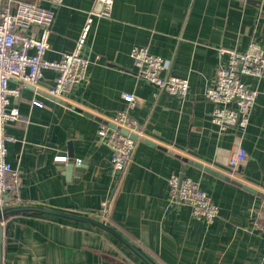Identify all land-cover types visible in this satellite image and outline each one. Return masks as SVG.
I'll list each match as a JSON object with an SVG mask.
<instances>
[{
  "label": "crops",
  "instance_id": "crops-1",
  "mask_svg": "<svg viewBox=\"0 0 264 264\" xmlns=\"http://www.w3.org/2000/svg\"><path fill=\"white\" fill-rule=\"evenodd\" d=\"M94 4L64 0L56 8L47 58L73 50ZM252 40L264 44V0H115L112 16L92 23L84 50L92 64L83 84L55 98L47 92L53 70H44L34 88L10 80L20 87L11 100L21 118L7 125L17 138L8 143V160L21 182L6 207L40 205L100 219L102 202L111 198L108 224L157 264H264V233L254 227L264 199V75L243 76L259 90L244 132L220 130L205 96L216 79L218 48L245 51ZM134 46H148L167 60L166 73L188 78V95L182 100L140 78L130 56ZM126 91L136 95L129 112L143 139L119 175L98 131L127 109ZM239 145L248 155L235 167ZM57 155L68 159L56 161ZM173 173L200 182L218 204L212 224L171 202ZM0 226V264H146L90 224L28 212Z\"/></svg>",
  "mask_w": 264,
  "mask_h": 264
},
{
  "label": "built area",
  "instance_id": "built-area-1",
  "mask_svg": "<svg viewBox=\"0 0 264 264\" xmlns=\"http://www.w3.org/2000/svg\"><path fill=\"white\" fill-rule=\"evenodd\" d=\"M48 1L50 6H43L37 0H0V210L10 203V194L13 195L21 182L19 170L8 160V143L16 141L17 138L7 132V125L21 118L19 108L11 100L19 94L20 87L12 88L10 80L15 79L21 85L36 86L44 70H53L56 77L47 92L55 98H61L74 87L83 84L92 64L90 58L84 54L92 23L94 18L112 16L115 0H95L75 47L62 54L58 60L47 58L46 52L56 8L64 0ZM34 25L39 26L38 35L32 33ZM218 51L221 58L216 79L205 91L206 98L214 105L212 122L222 131L235 128L244 132L259 90L245 83L243 76L257 79L263 77L264 44L252 40L245 51L228 47H219ZM130 56L140 78L182 100L188 95L189 79L166 73L169 68L167 60L152 53L148 46H134ZM122 97L128 104L127 109L118 111L109 121L101 122L98 131L100 140L111 148L112 165L119 175L131 163L138 141L122 133L121 129L125 128L137 134L139 129L138 120L129 112L137 102L136 95L126 91L122 93ZM32 103L41 105L38 100H33ZM247 155L246 149L239 145L232 154L234 166L244 162ZM54 159L67 161L68 157L57 155ZM76 162L80 165L82 159H77ZM168 183L171 202L188 205L195 218L208 224L216 220L219 206L200 182L173 173L169 176ZM110 203L111 198L104 200L99 210L100 218L106 221L111 209ZM254 213V227L264 233V199Z\"/></svg>",
  "mask_w": 264,
  "mask_h": 264
},
{
  "label": "water",
  "instance_id": "water-1",
  "mask_svg": "<svg viewBox=\"0 0 264 264\" xmlns=\"http://www.w3.org/2000/svg\"><path fill=\"white\" fill-rule=\"evenodd\" d=\"M30 87L34 88V86L32 85H30ZM111 125L112 127H115L114 124ZM121 131L122 133L129 135L131 138L135 140L143 139L139 136V134L134 132H129V130L125 128H122ZM28 212H31L35 215H41V216L44 215V216H51L56 218L69 219L79 223L90 224L92 226L99 227L105 230L106 232H108L109 234L113 235L114 237H116L118 240H120L127 248H129L136 256H138L146 264H157L148 254H146V252H144V250L141 247L129 241L121 233H119L114 227L109 225L106 220L101 218L99 219L88 215L68 212L56 208H50L47 206L17 205V206L5 207L3 210H0V220H3L11 215H17L20 213H28ZM1 237H2V226H0V243H1Z\"/></svg>",
  "mask_w": 264,
  "mask_h": 264
}]
</instances>
